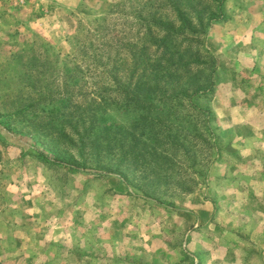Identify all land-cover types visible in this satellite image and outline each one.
<instances>
[{"label":"rangeland","instance_id":"1","mask_svg":"<svg viewBox=\"0 0 264 264\" xmlns=\"http://www.w3.org/2000/svg\"><path fill=\"white\" fill-rule=\"evenodd\" d=\"M146 1L0 0V264H264V0H225L202 37L217 61L196 100L211 128L180 109L189 119L172 126L180 138L167 164L103 169H116L119 142L105 157L87 141L80 152L72 126V141L39 130L61 104L47 93L74 66L85 72L77 57L97 43L86 37L116 34ZM82 74L74 100L97 79Z\"/></svg>","mask_w":264,"mask_h":264},{"label":"trees","instance_id":"2","mask_svg":"<svg viewBox=\"0 0 264 264\" xmlns=\"http://www.w3.org/2000/svg\"><path fill=\"white\" fill-rule=\"evenodd\" d=\"M224 1L147 0L133 7L135 19L129 18L126 27L119 28L116 34L109 29L89 34L86 39L97 43L86 48L82 45L83 54L77 58L87 64V77L97 75L88 88L91 95L80 94L73 99L68 88H77L78 79L85 73L74 66L78 72L75 70V75L65 82V88L47 93L45 100L56 96L61 104L44 111L46 121L41 129L38 127L40 132L55 142L72 141L67 131L72 126L82 143L80 152L89 145L100 149L98 155L105 157L111 155V142H119L116 169L112 160L108 165H99L111 171L130 169L139 157H151L164 165L172 161L180 138L179 134H172V126L189 119L187 115H177L182 113L180 109L191 108L197 115H204L203 123L211 128L210 112L198 108L196 100L212 90L217 61L202 37L211 24L221 19ZM128 28L131 30L127 31ZM206 69L210 77L201 81L200 75ZM112 110L129 114L131 119L128 123L108 122ZM125 144L128 149H124Z\"/></svg>","mask_w":264,"mask_h":264}]
</instances>
